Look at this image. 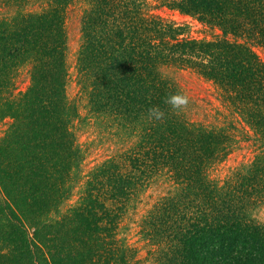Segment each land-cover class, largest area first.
I'll list each match as a JSON object with an SVG mask.
<instances>
[{
	"label": "trees",
	"instance_id": "trees-1",
	"mask_svg": "<svg viewBox=\"0 0 264 264\" xmlns=\"http://www.w3.org/2000/svg\"><path fill=\"white\" fill-rule=\"evenodd\" d=\"M37 1L41 11L17 0L0 21V124L11 121L0 139V264H139L123 231L141 212L152 264H264L255 218L264 207V62L254 51L264 49V0H81L77 100L68 94L66 30L75 0ZM158 6L223 37L180 40L186 29L155 16ZM27 66L31 83L19 92ZM173 69L214 82L228 117L198 121L191 102L174 110L166 101L183 92ZM152 108L164 117L150 119ZM83 124L122 148L77 192ZM243 142L257 148L253 159L216 176ZM149 190L157 196L138 211Z\"/></svg>",
	"mask_w": 264,
	"mask_h": 264
},
{
	"label": "rangeland",
	"instance_id": "rangeland-1",
	"mask_svg": "<svg viewBox=\"0 0 264 264\" xmlns=\"http://www.w3.org/2000/svg\"><path fill=\"white\" fill-rule=\"evenodd\" d=\"M15 2L17 0H0V21L5 18H9L16 12ZM43 2V1H42ZM38 2L37 0H31L26 4H20V7L24 11L37 12L45 8V4ZM45 2V1H44ZM19 3V2H18ZM19 9V8H18ZM86 9V5L81 0H75L71 3L66 11V30L68 37V66H69V83L68 94L71 99L79 98L80 87L79 71H78V54L81 47L82 39V16ZM153 14L160 17L162 20L175 24L177 26L184 27L186 32L179 37L180 40H192V41H210L215 38L223 37L221 30L215 27L206 25L199 21L197 18L182 14L175 10H170L166 7H160L154 9ZM228 39L232 40V36ZM255 53L264 62V49L260 47L254 48ZM31 68L30 66L24 67L19 71L16 76L17 91H26L31 83ZM179 84L183 95H186L190 102V114L191 117L198 121L213 120L217 115L215 113L224 114L228 117L225 105L222 101L221 92L214 82L202 77L196 71L192 69L176 70L173 69L171 75ZM84 115L86 112H83ZM214 116V117H213ZM11 121L5 120L0 124V139L4 138L7 133ZM85 124L81 127L80 143L83 146V150L86 153V160L82 165V180L78 184L77 192L80 190L82 184L85 182L87 175L93 168L102 164L106 160L114 157L119 153L122 146L120 143L104 132L103 128H87ZM87 131V132H86ZM257 153V148L252 142H243L239 149H236L226 160L225 164L221 167L222 171L215 173L216 176H225L233 168L247 163L253 159ZM157 196L154 190H149L142 205H138V211H144L148 209L154 198ZM79 196L77 193L68 201L63 211L68 209L69 206L76 203ZM140 215L127 216L124 223L123 236L129 241V244H133L138 249V261L139 264H152L148 261L147 255L150 251V246L142 241L139 235V223L141 220ZM255 218L258 222L264 224V207L256 211Z\"/></svg>",
	"mask_w": 264,
	"mask_h": 264
},
{
	"label": "clouds",
	"instance_id": "clouds-1",
	"mask_svg": "<svg viewBox=\"0 0 264 264\" xmlns=\"http://www.w3.org/2000/svg\"><path fill=\"white\" fill-rule=\"evenodd\" d=\"M166 103L170 104L177 112H182L190 103L186 95L174 94L168 97ZM164 117V113L159 108H152L149 110V118L160 120Z\"/></svg>",
	"mask_w": 264,
	"mask_h": 264
}]
</instances>
